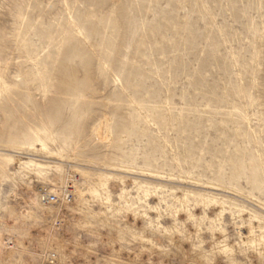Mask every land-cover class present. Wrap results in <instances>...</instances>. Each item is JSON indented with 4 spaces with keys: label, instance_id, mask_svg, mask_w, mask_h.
<instances>
[{
    "label": "rangeland",
    "instance_id": "374dc122",
    "mask_svg": "<svg viewBox=\"0 0 264 264\" xmlns=\"http://www.w3.org/2000/svg\"><path fill=\"white\" fill-rule=\"evenodd\" d=\"M0 74V264H264V0H0Z\"/></svg>",
    "mask_w": 264,
    "mask_h": 264
},
{
    "label": "bare ground",
    "instance_id": "6f19581e",
    "mask_svg": "<svg viewBox=\"0 0 264 264\" xmlns=\"http://www.w3.org/2000/svg\"><path fill=\"white\" fill-rule=\"evenodd\" d=\"M3 90V76L0 74V93ZM110 126H109V119L106 117H104L99 125V127L96 128V137L98 139V141H104V140H111V134H110ZM107 142V141H104ZM109 142V141H108ZM110 143V142H109ZM123 169L125 171H128L129 169L124 166ZM76 172H79L77 169L72 173L70 180L74 183L75 185V192L73 193L75 196V202L77 203H83L85 205H91L92 201L95 200L97 197H100V191L98 190L97 187H92L91 189H89V185L86 184H81L79 185L75 179L73 174H75ZM81 173V172H80ZM81 187H84V189L87 188V191L85 190H81ZM49 191V190H48ZM47 192V190H45V193ZM51 193L54 194H50L47 196H42V194L39 191H35V205H38L39 199L42 198V203L44 205H54V204H58L60 203V199L62 198L63 195L60 191V189L58 187H55L53 189L50 190ZM67 192V191H66ZM72 193V192H71ZM58 195V196H57ZM54 196L55 197V201H51V197ZM72 197L70 195H66L65 194V200L69 202H71ZM260 208L263 210L264 212V204H261ZM192 216V214L187 213V218H190ZM263 218L260 216H252L249 220V227L247 229L248 231V238L244 237V239L242 240L243 244L245 245V248H249L251 247L252 249H258L259 251H263L260 248H263V244H264V231L261 232V234H259L258 230L261 227V224L263 223ZM236 230L241 234L244 231V227H238L236 226ZM1 240V239H0ZM2 241V240H1ZM0 241V242H1ZM223 246V250L225 252L228 253H234L237 251H240V249H238V245L233 247L230 246L228 243H224L222 244Z\"/></svg>",
    "mask_w": 264,
    "mask_h": 264
},
{
    "label": "built area",
    "instance_id": "2783aa9c",
    "mask_svg": "<svg viewBox=\"0 0 264 264\" xmlns=\"http://www.w3.org/2000/svg\"><path fill=\"white\" fill-rule=\"evenodd\" d=\"M51 201H55V197L54 196L51 197Z\"/></svg>",
    "mask_w": 264,
    "mask_h": 264
}]
</instances>
